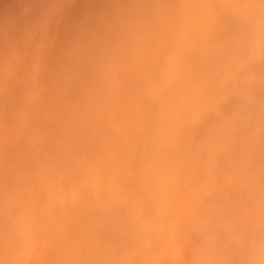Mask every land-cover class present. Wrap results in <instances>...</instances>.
Returning <instances> with one entry per match:
<instances>
[{"label":"clouds","instance_id":"1","mask_svg":"<svg viewBox=\"0 0 264 264\" xmlns=\"http://www.w3.org/2000/svg\"><path fill=\"white\" fill-rule=\"evenodd\" d=\"M199 7L207 15L189 46L204 57L200 74L223 103L200 121L198 182L183 184V169H161L140 189L113 195L95 183L79 193L103 200L127 257L119 264H151L136 259L148 244L155 264H264V0ZM152 14L145 0L103 9L90 0H0V145L5 122L30 135L47 116L64 156L79 159L114 90L115 44ZM32 233L23 220H0V264H31Z\"/></svg>","mask_w":264,"mask_h":264},{"label":"bare ground","instance_id":"2","mask_svg":"<svg viewBox=\"0 0 264 264\" xmlns=\"http://www.w3.org/2000/svg\"><path fill=\"white\" fill-rule=\"evenodd\" d=\"M96 9L114 0H90ZM153 14L115 44L114 90L99 122L83 141L79 159L65 157L47 116L30 135L5 122L0 145V220L30 223L31 264H119L127 258L114 240L115 227L103 200L84 201L82 188L95 183L140 189L145 176L183 169V184L201 175L195 145L205 113L223 103L206 86L204 57L189 46L206 18V0H145ZM172 144L171 150L158 151ZM222 151L230 149L222 146ZM162 178H167L163 176ZM159 259L151 244L136 257Z\"/></svg>","mask_w":264,"mask_h":264}]
</instances>
